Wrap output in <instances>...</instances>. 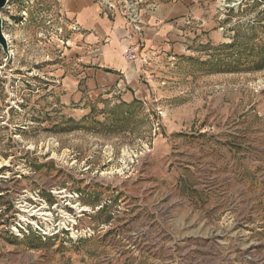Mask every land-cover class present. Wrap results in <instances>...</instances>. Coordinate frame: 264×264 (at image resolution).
<instances>
[{
    "label": "rangeland",
    "instance_id": "rangeland-1",
    "mask_svg": "<svg viewBox=\"0 0 264 264\" xmlns=\"http://www.w3.org/2000/svg\"><path fill=\"white\" fill-rule=\"evenodd\" d=\"M65 1L0 10V264H218L214 242L220 264H264V0H95L109 18L189 4L183 46L142 65L131 103L138 71L92 83L98 57ZM199 190L225 205L177 206ZM38 198L89 210L83 235L15 236L19 203Z\"/></svg>",
    "mask_w": 264,
    "mask_h": 264
},
{
    "label": "crops",
    "instance_id": "crops-1",
    "mask_svg": "<svg viewBox=\"0 0 264 264\" xmlns=\"http://www.w3.org/2000/svg\"><path fill=\"white\" fill-rule=\"evenodd\" d=\"M188 5L183 1L154 5L153 9L150 8L146 11L149 14H145L142 36L133 31L121 14L114 13L110 18L103 14L95 0H66L62 5V14L73 20L76 29L78 28L79 32H81V39L84 36L86 37V43L90 46L89 49L92 50L91 55L98 57L97 64H91V68L86 71L88 76L92 78V83L101 85V81L106 79L105 75L114 77V73L117 74L118 79H120V75L133 79L138 71L140 76L134 78V83L139 92L135 94L126 93L124 98H122L124 102L131 103L135 99L139 100L146 96V92L140 87L139 82L141 80L142 65L151 67V58L157 56L158 53L162 54L163 51L177 52L183 46L179 41L178 35L180 32V21L188 19L191 15ZM133 44H138L139 46L141 44V51L143 50L141 58L143 59L139 58L135 62H130L124 56V52L127 47ZM144 73L148 72L144 71ZM111 79L114 80V78ZM176 175L179 176L178 173ZM218 176L222 180H226L228 177L226 174L222 175L220 173ZM187 192L184 196L180 194L175 199L177 206L182 207V205L187 203V206L193 205L195 207L196 203H198L199 206L213 210L216 207L219 209L221 205H225L224 199H219V202L215 203L216 195L213 194L214 190H208L205 193L202 190L191 194H189V191ZM175 202L173 200V203ZM176 214L181 217L182 212L178 211ZM212 244L213 257L219 256L216 262L220 264V254L223 253L222 251H226V248L221 246V242ZM209 246L207 247L208 250L210 249ZM207 248H203V250L207 251Z\"/></svg>",
    "mask_w": 264,
    "mask_h": 264
},
{
    "label": "built area",
    "instance_id": "built-area-1",
    "mask_svg": "<svg viewBox=\"0 0 264 264\" xmlns=\"http://www.w3.org/2000/svg\"><path fill=\"white\" fill-rule=\"evenodd\" d=\"M101 6L103 7V5H100V7ZM112 10L116 11V8L112 5H110V8L108 6L102 8L103 14L105 15L112 14L110 12ZM124 18L136 34L139 36L143 35L145 25V14H143V10L138 11L136 8H132L130 12L125 11ZM141 49V44L140 46L138 44H133L125 50V57L128 61L135 62L141 58ZM55 193V195L62 199H79L77 193H74V195H67L64 190ZM40 203H43V201L40 202L39 198L35 199L34 205H28L25 202L19 203L17 209L20 213L16 214L17 220L11 229V232L15 236L24 237L25 235H29L32 231L41 235L44 239L57 234H61L64 238L66 235L65 232L73 238H78L83 235V227L81 228L80 221L82 217H84L83 213L89 212V210L79 208L78 205L80 204L78 203L72 205L70 200L67 203L62 202L60 204L61 208H58L59 204H55L52 210H48V208H45V206ZM67 209H72L75 216L68 214L67 212L69 211ZM54 212H56L55 215ZM89 236L91 237L92 235Z\"/></svg>",
    "mask_w": 264,
    "mask_h": 264
},
{
    "label": "water",
    "instance_id": "water-1",
    "mask_svg": "<svg viewBox=\"0 0 264 264\" xmlns=\"http://www.w3.org/2000/svg\"><path fill=\"white\" fill-rule=\"evenodd\" d=\"M9 1H20V0H0V10L5 8ZM0 45L2 46L4 52L10 57L9 45L3 31V20L1 16H0Z\"/></svg>",
    "mask_w": 264,
    "mask_h": 264
},
{
    "label": "trees",
    "instance_id": "trees-1",
    "mask_svg": "<svg viewBox=\"0 0 264 264\" xmlns=\"http://www.w3.org/2000/svg\"><path fill=\"white\" fill-rule=\"evenodd\" d=\"M107 72H110V71H107Z\"/></svg>",
    "mask_w": 264,
    "mask_h": 264
},
{
    "label": "bare ground",
    "instance_id": "bare-ground-1",
    "mask_svg": "<svg viewBox=\"0 0 264 264\" xmlns=\"http://www.w3.org/2000/svg\"><path fill=\"white\" fill-rule=\"evenodd\" d=\"M7 37V36H6Z\"/></svg>",
    "mask_w": 264,
    "mask_h": 264
}]
</instances>
